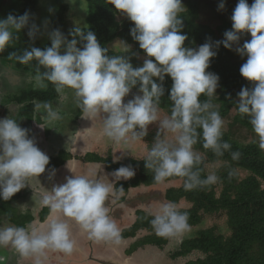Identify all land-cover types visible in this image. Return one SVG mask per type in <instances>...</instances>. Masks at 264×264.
I'll return each instance as SVG.
<instances>
[{"label":"clouds","instance_id":"clouds-1","mask_svg":"<svg viewBox=\"0 0 264 264\" xmlns=\"http://www.w3.org/2000/svg\"><path fill=\"white\" fill-rule=\"evenodd\" d=\"M108 3L134 22L130 33L149 57L142 66L133 67L131 59L125 56H109L108 49L101 46L93 32L79 27L70 31V40L60 29H53L48 33L50 47L41 50L32 46L21 55L9 53L8 59L24 65L35 60L36 83L44 87L45 81L50 82L61 98L66 89H71L82 111L77 119L82 116L94 121L101 117L103 134L114 143L126 141L129 133L134 140L145 137L148 126L158 121L155 141L144 159L145 167L154 173L155 183L173 176L181 177L185 190L190 191L211 186L218 180L215 173L202 179L201 170H193L201 163V156L193 150L200 136L197 129H202L204 149L212 150L216 156H223L224 150L231 147L222 141L224 121L219 111L213 110L215 106L211 102L220 78L207 69L217 55L214 48L223 45L232 50L236 45L235 51L247 57L240 73L254 82L252 89L244 87L238 93L237 110L241 117H248L258 137V147L264 151V0H254L251 6L247 0H238L231 16L232 29L225 31L222 40L213 43L209 38L198 48L185 47L188 37L182 34V0H108ZM224 8V0H221L218 10ZM47 24L45 21V28ZM25 28L34 41L40 26L30 12L20 16L9 14L0 19V53L13 43L14 34ZM249 33L251 39L239 46L241 36ZM78 43L82 46L78 47ZM7 65L14 64L8 62ZM41 68L44 71L41 72ZM165 76L173 81L169 93L172 108L170 116L159 119ZM137 86V93L125 102V97ZM202 95L208 99L201 101ZM36 107L46 110L49 122L61 118L51 104ZM28 131L15 119L0 118V198L4 201L24 188L30 178L44 173L49 164V157L38 148L34 138H29ZM161 132L174 134V142L161 139ZM239 155L233 152L232 158L235 160ZM118 159L120 157L114 156V162ZM54 174L55 170L49 178ZM134 175L131 166H121L111 173L116 181ZM234 175L230 172L229 179ZM111 193L112 184L100 179L89 175L69 176L66 183L54 185L42 195V205L49 207L51 214H59L51 220L47 230L0 227V247L11 245L21 258L34 257L35 264H41V257L47 251L71 255L76 242L63 218L75 221L90 240L119 244L120 230L108 215L106 206ZM152 215L150 223L158 237L167 239L183 234L188 228L187 213L179 212L173 203L162 204Z\"/></svg>","mask_w":264,"mask_h":264},{"label":"trees","instance_id":"trees-1","mask_svg":"<svg viewBox=\"0 0 264 264\" xmlns=\"http://www.w3.org/2000/svg\"><path fill=\"white\" fill-rule=\"evenodd\" d=\"M224 1L227 11L225 15H220L221 23L215 28L198 22L200 4L197 0L188 2L186 8L180 14L184 24L182 34H186L188 37L185 41V47L198 48L207 42L209 38L213 43L222 40L225 31L232 29L231 16L238 0L231 3H228L227 0ZM85 2L87 5V27L79 28L93 32L101 46L108 49L107 54L109 56H121L120 52L109 47L117 39L133 45L136 52L146 56L144 51L140 49L139 43L133 39L130 33L131 28L134 27V22L126 17L119 19L122 14L118 13L115 6L109 4L108 0H85ZM247 2L251 6L254 0H247ZM16 4L18 8L14 16L23 15L27 11L32 14L36 23L34 14L38 0H16ZM67 10V4L60 6L52 20V27L53 29H60L70 40L72 36L69 33L76 27H68L65 20ZM6 12L7 9L3 10V14H6ZM27 33V28L15 33L13 43L4 52L0 53V60L7 61V63L13 62L14 67L20 70L24 76L28 74L36 76L37 63L35 60L24 65L18 61L8 59L9 53L12 52L21 55L25 49L32 46L41 50L51 46V43L41 44L40 32L34 41L29 38ZM245 35L247 34H243L241 38ZM77 39L79 38L77 37ZM81 46L78 43V47ZM235 48V45L232 50L224 48L223 45L218 49L214 48L217 55L211 59L210 66L207 69V71L218 75L220 78L216 94L211 100L215 106L213 110L219 111L222 119L228 118L232 110H235L229 128L222 130V141L228 142L231 147L224 150L223 156L219 157L212 150L204 149L202 129H197L200 136L198 142L193 146L194 152L201 156V163L195 166L193 170L199 168L203 179L211 174L208 166L219 163V167L214 171L218 177L217 182L208 187H197L186 191L184 178L173 176L165 180L168 182L181 181L179 186L167 188L164 197L175 205L182 200L190 204L186 208L177 209L181 213H187L188 226L200 225L205 215L227 216L230 234L219 233L214 227L202 228L198 230L194 237L182 241L180 248L172 254L173 258H177L194 251L202 252L204 257L197 258V260L192 261V264H264V151H261L258 147V137L253 132L248 117H241L237 110L238 93L244 87L252 89L254 82L248 81L241 75L240 68L246 62L247 57H242L235 51ZM152 59L154 60V58ZM42 71H44L43 68H41ZM155 79L157 83H161L158 78ZM44 83L46 85L44 87L30 86L29 88L18 89L13 97L15 102L24 103L20 115H25L31 122H41L40 124L44 123L36 114V106L45 103L52 104L60 97L55 91L54 85L47 81ZM162 84L165 93L160 99L159 108L170 116L172 101L169 99V93L173 81L170 76H165ZM207 99L203 95L200 97L201 101ZM78 112L76 118L82 114L81 109ZM240 130L251 133L254 136L253 140L249 143L240 141L237 138V133ZM155 136L154 133H148L147 136L142 137L148 142L149 150L153 146ZM233 152L240 154L235 160L232 158ZM75 158L84 162L105 164L106 169L110 172L121 166H131L135 171V175L127 180H119L115 183V193L120 196V201L125 200V194L132 188L158 184L153 180L154 173L145 167L146 161L144 159L146 157H126L114 162L112 155L105 157L96 152H87L81 156H74L71 152L62 150L57 156L49 157L48 166L52 170H57L67 161ZM230 172L235 173L231 179H229ZM241 172L246 174L242 175ZM24 189L22 188L8 201L0 198V227L3 226L5 220L10 223V226L15 227H27L28 224L35 221L32 211H23L17 207L16 203L23 196ZM49 214V207L43 206L40 215L41 221H45ZM153 218L154 216L151 213L138 209L133 224L121 231V239L134 238L143 230L148 232L131 245L128 253L148 244L160 248H164L168 244L170 238H161L155 234L150 223Z\"/></svg>","mask_w":264,"mask_h":264},{"label":"rangeland","instance_id":"rangeland-1","mask_svg":"<svg viewBox=\"0 0 264 264\" xmlns=\"http://www.w3.org/2000/svg\"><path fill=\"white\" fill-rule=\"evenodd\" d=\"M189 1L190 0H182L184 9L186 8ZM197 1L200 4V16L198 19L199 23L208 24L214 28L221 23L220 15H225L227 9L225 7L223 10H218V5L221 3L220 0ZM233 1L236 0H227L228 3ZM12 3L13 0L12 2L11 0H9V2L7 1L5 4L7 12L6 14H3L1 18H3V16H5L4 18H7L9 14L14 15L17 13L18 5L16 4V0L13 4ZM62 4L68 5V10L65 14V20L69 28L87 27V5L85 0H38L34 16L36 24L40 26L39 36L42 45L51 43L48 33L53 30L52 20ZM50 9H52V11H50ZM124 18V15L119 16V19ZM45 21H48L46 28L44 27ZM250 39L251 35L249 33L241 38L239 46L242 47L244 41ZM109 47L120 52L121 56L130 58L133 67L142 66L144 60L148 59L147 56L136 52L133 45H130L121 39L115 40L109 45ZM6 70L11 69L7 68ZM15 70L17 69L15 68ZM27 76L29 77L27 78V81L30 84L27 85V82H25L26 88H29L30 86L41 87L36 83L35 76L31 74H28ZM6 88H10V94L8 95L5 91H2L3 94L0 96V100L2 102L8 100L9 97L15 92V89L17 91L19 87L17 85H7ZM137 89L138 86L137 88H133L132 93H130L128 97H125V102L128 99H131L133 94L137 93ZM51 106L53 109L59 112L61 118L59 120L49 122L47 119L46 110L43 107L39 109L37 108V116L42 119L43 123L47 127L40 124L41 122L39 123L34 121L33 126L28 129V132L33 133L34 131V134L37 137H40L41 143L37 146L48 157L57 156L62 150L69 151L74 156H81L92 151L105 157L112 155L113 159L114 156L120 157V159L116 161L122 160L126 157H147L149 148L148 142L144 139L140 138L134 140L131 138V133H129L128 139L126 141H121L117 144L103 134V120L101 117H97L94 119V121L84 119L82 116L77 119V113L80 108L77 107L75 103V97L71 89H66L64 97H59L54 103L51 104ZM12 107L15 108L14 106ZM234 114L235 110L233 109L230 116L226 119H223L224 127L222 130H227L229 128V124L232 122ZM166 116L169 115L159 108V119H163ZM40 126L44 128H41ZM157 130L158 121L148 126V133H154L157 135ZM237 138L242 142L249 143L253 140L254 136L248 131L240 130L237 133ZM161 139H168L169 141L174 142V134L170 132H161ZM79 163L81 164L79 165ZM68 165L60 170L59 173L55 172L54 176L51 178L49 177L52 171H50L46 166L44 175H42L39 179L41 180V183L39 180H32L34 179L33 177L28 181V183H26V186L24 187V194L16 204L17 207L23 211H32L33 215L35 216V221L28 224L27 227L36 228L41 231L47 230L51 220L59 216V214L50 213L49 217L46 218L47 220L41 221L40 215L42 207L44 206L41 203V198L42 195L48 193L54 185L66 183V178L69 176L89 175V177L92 179H100L104 183L112 184V193L109 195L108 201H106V206L108 209V215L117 224V227L120 231L125 226L133 223L136 216V210L143 209L152 214L157 212L162 204L171 203L164 197L165 191L169 187L179 186L181 184V181H164L154 186H140L137 188H132L128 193L125 194V200L120 201V196L115 193V183L117 181L111 176L112 172L106 169L105 164L87 163L75 158L72 160V162L68 163ZM219 165V163L210 164L208 168L211 173H214ZM69 168L72 169L74 173L70 171ZM63 172L65 173L61 174ZM241 174L245 175L246 173L241 172ZM189 205L190 204L187 201L182 200L175 206L176 209H181L186 208ZM63 219H66V222L69 223V219ZM7 226H10V223L5 220L2 227ZM210 227H214L219 233H224L226 235L230 234L227 216L205 215L203 222L200 225L188 226L187 230L183 234L171 237V243L173 245L168 244L166 246L164 250L165 254H169L170 258H173L172 254L175 252L176 248H179L181 244L180 242L183 241V238H192L197 234L198 230ZM69 229L72 238L76 242L73 253L71 255H66L60 252L47 251L46 254L41 257V264H93L92 262H88L87 256L92 255L93 258H95L97 252L93 254V246L96 241L90 240L87 233L84 232L80 227L73 228L69 226ZM84 233L86 235H83ZM146 234L147 233L145 231H140L137 237H142ZM129 243L130 239L121 240L120 243L117 244L119 246V251L123 253L124 248ZM200 257H204V254L199 251H194L192 252V255L190 254L187 256L185 260H189L190 262ZM0 264H35V258H21L19 253L16 252V250L11 245H8L0 247ZM177 264H180V262ZM181 264L188 263L184 262V260H181Z\"/></svg>","mask_w":264,"mask_h":264},{"label":"crops","instance_id":"crops-1","mask_svg":"<svg viewBox=\"0 0 264 264\" xmlns=\"http://www.w3.org/2000/svg\"><path fill=\"white\" fill-rule=\"evenodd\" d=\"M70 162H72V160L67 161L63 166H61L60 168L55 170V172L59 173V171L62 170L65 166H67L68 163H70ZM87 163H95V162H87ZM80 164L81 163H79V165ZM47 167L50 171H53L51 168H49L48 165H47ZM64 173L65 172H63L61 174H64ZM42 175H44V173H42L39 177H33L34 179H32V180L38 181ZM39 182L41 183V180H39ZM135 219H136V216H135ZM135 219H134V221H135ZM68 224L70 227H73V228L74 227H80L78 224L75 223V221L70 220V219H69ZM132 224H130L128 226H131ZM128 226H125L124 228H126ZM121 231H120V233H121ZM143 231L148 233L146 230H143ZM83 235H86V234L84 233ZM136 237L127 238V239H130V243L124 248L123 253H121L119 251V246L113 242H103V241L97 242V243L95 242L94 246H93V254L97 252L96 256H95V258H93L92 255L87 256V260H88V262H92L93 264H177L178 262H180V264H181V260H184V262H187L188 264H192V261L189 262V260L188 261L185 260V258L187 256H189L190 254L192 255V252L186 256H180L177 258H170L169 254L168 255L165 254L164 250H165L166 246L168 244L173 245L171 243V241H172L171 237L169 239L168 244L164 248H160L156 245L148 244V245L139 247L138 249H136L135 251H133L131 253H128V250L131 249V245L136 240L141 238V237H137V238ZM127 239H121V240H127ZM185 239H187V238H185ZM185 239L183 238V241ZM179 242H180V240H179ZM180 243H182V241ZM179 248H180V246H179ZM179 248H176L175 251L178 250ZM95 249H97V250H95ZM193 261H195V260H193Z\"/></svg>","mask_w":264,"mask_h":264},{"label":"flooded vegetation","instance_id":"flooded-vegetation-1","mask_svg":"<svg viewBox=\"0 0 264 264\" xmlns=\"http://www.w3.org/2000/svg\"><path fill=\"white\" fill-rule=\"evenodd\" d=\"M7 1L9 2V0H0V18L3 15V10L6 9L5 4L7 3ZM13 1H15V0H13ZM11 2H12V0H11ZM1 19H4V17ZM0 62H1V67H0V96H1V94H3L2 91H5L8 95L10 94V92H9L10 88L7 89L6 88L7 85H9V86H13V85L16 86L17 85L19 87L18 89L24 88L26 86L25 82H27L26 80L29 77L24 76L20 72V70H15L16 67H14V65L12 67L7 65L8 64L7 61L4 62V61L0 60ZM2 62H3V64H2ZM7 68H10L11 70H6ZM15 74H20L21 76L18 77L17 79H14L13 76H16ZM22 77H24V78H22ZM28 84H29V82H27V85ZM14 95H16V89H15V92L9 97L8 100H6L5 102H2L0 100V118L15 119L20 127L25 128V129H29V128H31V126H33V122H31L25 115H23V116L20 115V111L23 108L24 103L15 102L14 98H13ZM11 105L14 106L15 108H13ZM42 125H45V124H42ZM34 133H35L34 131H33V133L28 132L29 138H34L36 141V144L39 145L41 143L40 142L41 139L39 136L37 137Z\"/></svg>","mask_w":264,"mask_h":264},{"label":"water","instance_id":"water-1","mask_svg":"<svg viewBox=\"0 0 264 264\" xmlns=\"http://www.w3.org/2000/svg\"><path fill=\"white\" fill-rule=\"evenodd\" d=\"M13 76V75H12ZM12 78V77H11ZM14 79H17L18 77L17 76H13Z\"/></svg>","mask_w":264,"mask_h":264}]
</instances>
